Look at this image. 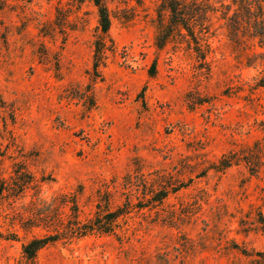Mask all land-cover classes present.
Instances as JSON below:
<instances>
[{"label":"rangeland","instance_id":"obj_1","mask_svg":"<svg viewBox=\"0 0 264 264\" xmlns=\"http://www.w3.org/2000/svg\"><path fill=\"white\" fill-rule=\"evenodd\" d=\"M4 1L0 264H256L234 246L264 251L253 222L264 216V157L255 173L242 161L216 169L264 145L256 41L231 39L218 9L204 57L177 36L158 49L159 0H105L113 47L97 78L90 3ZM56 7L67 18L51 32ZM160 182L175 191L161 202L144 196ZM106 194L112 209H130L114 234L62 239L22 259L28 240L54 233L33 225L40 201L66 202L67 227L73 201L83 222Z\"/></svg>","mask_w":264,"mask_h":264},{"label":"trees","instance_id":"obj_2","mask_svg":"<svg viewBox=\"0 0 264 264\" xmlns=\"http://www.w3.org/2000/svg\"><path fill=\"white\" fill-rule=\"evenodd\" d=\"M227 1H229V4L224 3ZM4 2V0H0V11ZM75 2L78 6L84 2H88L96 11L97 32L92 42V71L96 75L95 77L99 78V68L104 66L107 52L112 51L113 47L112 39L109 36L110 19L105 0H75ZM159 3L160 9L157 12L158 20L154 36L155 46L158 49L177 36L180 40L186 42L188 46L193 45L192 49L196 55H201L202 53L201 58L204 57L209 49L206 35L209 31L211 15L217 12L218 9H222V19L230 38L237 41L240 36L242 37L243 34H247V37L251 41H256V47L262 50L260 53L253 52V55L259 58L260 64L258 65L263 68V74L258 79L255 87L264 89V0H159ZM232 7H236V9L233 10L232 16L227 18V14ZM163 12L167 14L165 20ZM66 13L62 12L60 7L55 8L56 17L54 23H52L51 28L53 30L51 32H55L56 29H63L62 23H66ZM49 29L50 27L47 28V30ZM255 45L251 47L254 48ZM153 69L152 67V73ZM232 157V160L226 161L224 159L220 161L216 169L224 171L242 161L251 173H255L261 159L264 157V145L260 143L253 144L242 160L235 159L234 156ZM28 184V182H24L19 187L20 193H23L27 189L26 186ZM7 185V181L0 176V198L8 190ZM166 185L160 182L156 186H152L151 190H147V194H144V196L155 199V202H161L169 193L175 191L174 188ZM104 197L102 201L98 200L96 202L92 217L83 222L79 220L78 205L76 201H73V220L71 224L67 223V227L63 224L61 217V210L66 206V202L60 204L59 207L55 200L49 204L40 201L38 212L32 217L33 225H35L34 227L51 229L54 233L28 240L21 247L22 259L25 262H33L40 250L62 239L81 238L93 234H114L118 221L127 216L130 209L125 205L112 209L108 195L106 194ZM43 206L49 208L45 210L47 213L39 212ZM253 222L255 230L260 233L264 240V216L261 211L258 210L256 212ZM234 247L243 256L254 257L256 264H264V251L248 253L245 250H239L238 246ZM13 264L22 263L16 262Z\"/></svg>","mask_w":264,"mask_h":264}]
</instances>
